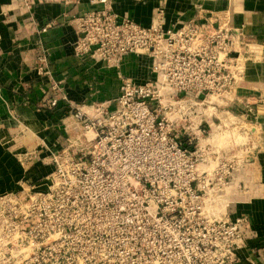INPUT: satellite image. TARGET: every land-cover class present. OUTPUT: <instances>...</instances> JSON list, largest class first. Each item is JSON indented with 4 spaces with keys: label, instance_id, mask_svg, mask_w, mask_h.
<instances>
[{
    "label": "built area",
    "instance_id": "built-area-1",
    "mask_svg": "<svg viewBox=\"0 0 264 264\" xmlns=\"http://www.w3.org/2000/svg\"><path fill=\"white\" fill-rule=\"evenodd\" d=\"M107 1L88 0L101 8L71 18L74 56L119 71L128 56L144 55L148 75L119 74L114 98L78 107L39 46L34 71L45 87L36 109L47 116L63 108L64 115L53 142L16 154L24 173L18 189L0 194V264H238V251L255 232L245 213L232 215V201L220 212L213 195L232 185L249 160L225 159L200 140L221 126L214 120L218 102L233 100L256 53L254 37L218 12L200 10L173 23L158 13L141 25L118 18ZM137 133L184 164L187 175L167 179L159 192L101 207L96 216L54 205L67 166L80 169L89 149L117 150V137Z\"/></svg>",
    "mask_w": 264,
    "mask_h": 264
},
{
    "label": "crops",
    "instance_id": "crops-1",
    "mask_svg": "<svg viewBox=\"0 0 264 264\" xmlns=\"http://www.w3.org/2000/svg\"><path fill=\"white\" fill-rule=\"evenodd\" d=\"M110 1L112 11L118 18L126 15L141 25H149L152 10L146 7L143 12H139L126 8L122 0ZM167 1L165 4L171 5L174 2ZM179 1L188 6L196 2ZM142 2L141 7H145L155 1ZM218 7L216 9H222L218 12L222 19L230 15L233 23L243 25L254 37L257 50L246 66L249 72L247 75H253L250 79L255 76L257 79L252 82L246 78L242 87L262 89L264 0H224ZM99 8L101 5L90 4L88 0H0V194L18 189V181L23 177L24 169L16 154L25 147L34 148L42 143L53 142L64 115L63 108L55 109L47 116L36 109L45 87V78L34 71L40 45L48 50L50 66L55 76L64 82L66 94L73 102L82 103L86 99L105 101L117 95L119 80L114 69H108L88 58L81 61L72 51L75 33L70 24L71 18ZM225 9L229 13L223 11ZM178 11L180 15L175 16L165 13L166 22L191 19L182 17H190L187 11ZM44 26L45 31H41ZM122 67L125 74L138 80H143L148 75V59L144 55L128 56ZM240 90V101L248 103L246 92L241 93L245 90ZM262 95L261 93L260 96ZM232 102L228 104H234ZM218 103L223 104L221 101ZM244 103L241 118H246L245 122L251 120L252 128L260 127L264 132V111L261 112L257 105L256 114H251L246 109L248 105ZM232 110L234 109L228 107V110L220 111L217 107L216 113L217 116H223L226 111ZM251 124L247 126L250 127ZM41 171L36 166L32 173L39 176ZM240 171V178L236 176L232 187L244 188L241 193L242 201L238 205L233 203L230 210L232 215L245 213L255 234L238 251V264H264V155L259 154L258 158L247 162Z\"/></svg>",
    "mask_w": 264,
    "mask_h": 264
},
{
    "label": "rangeland",
    "instance_id": "rangeland-1",
    "mask_svg": "<svg viewBox=\"0 0 264 264\" xmlns=\"http://www.w3.org/2000/svg\"><path fill=\"white\" fill-rule=\"evenodd\" d=\"M122 1L128 9L132 8L143 12L147 7V9L152 10L150 23L152 18L158 13H163V15L170 13L175 16L180 15V11L178 10H185L190 14V17L181 15L188 19L195 17L200 10L219 12L222 9L216 8H219L220 2H224V0H194L196 2L188 6L185 3H180L179 0H174L171 5L169 3L165 4V2H168L167 0H159L158 2L154 0L155 2L141 7L142 0ZM167 5L170 7H167ZM105 6L113 10L110 0L107 1ZM140 7L142 10H139L141 9ZM169 8L171 10H167ZM223 11L228 10L225 9ZM99 63L108 69H114L118 80L119 74L130 76L124 73L121 69L123 67L118 71L101 61ZM246 64L244 74L237 82L233 91L232 103L234 104L229 105L228 101H226L218 106L220 111L228 110V107H231L234 109L230 112L232 114L216 115L218 118H214L215 124L216 126L218 124L221 126H214L211 134H205L200 140L201 144H210L215 147L216 151L222 152L223 158L233 160V162L238 160L239 164H241L243 158H248V162H252L255 157L258 158L259 154L264 155L263 130L260 127L252 128L251 120H249L250 122H245L246 118L244 119L240 116L243 114L244 109V106H242L244 102L239 99L241 96L240 89V91L245 90L241 92L242 94L246 92L245 94L249 102H245L244 104L248 105L246 109L250 110L251 114H256L257 105H259L261 112L262 110L264 111V84L261 86L263 87L262 89L242 87L243 83L246 82V78L252 82L257 79L256 76L250 79L251 75H247L249 72L247 71ZM141 76L143 77L144 75ZM261 93L263 94L262 96H260ZM93 102H97V100L88 101L86 99L82 103L75 104L78 107H82L91 105ZM204 104L202 107L206 108L207 105H210V101ZM213 105H215V102ZM249 123L251 124L250 127L247 126ZM117 139L120 142L119 149L104 151L100 147L91 148L86 154L85 162L80 169L66 167V177L59 179L56 184L58 194L56 195L54 205L58 207H79L87 211L90 216H96L101 207L123 205L129 197L137 194L140 195L149 189L159 192L163 190L160 185L167 179L179 178L188 173L184 164H180L178 160L164 149L152 147L148 141L149 139L143 134H134L129 140H126V137L123 135L117 137ZM212 165H200L199 167L200 169L210 170L213 167ZM239 175H237L238 178H240ZM41 188L45 189V186H41ZM242 191H244L242 186L239 189L233 188L231 184L223 186L218 193L213 195L219 201V205H217L218 210L223 212L227 208L226 205H224L223 209L221 206V203L225 199L226 203L232 201L234 205L240 204L239 202L242 201ZM132 204H135V208H139L141 205L138 201L134 203V200Z\"/></svg>",
    "mask_w": 264,
    "mask_h": 264
},
{
    "label": "bare ground",
    "instance_id": "bare-ground-1",
    "mask_svg": "<svg viewBox=\"0 0 264 264\" xmlns=\"http://www.w3.org/2000/svg\"><path fill=\"white\" fill-rule=\"evenodd\" d=\"M223 15H224V14H223ZM215 137H216V136H215ZM217 137H218V136H217ZM213 138H214V137H213ZM211 139H212V138H211ZM205 140H207V139H205ZM211 143H212V142H211ZM225 201H226V199L221 203L222 209H223L224 205H227ZM227 203H228V202H227Z\"/></svg>",
    "mask_w": 264,
    "mask_h": 264
}]
</instances>
